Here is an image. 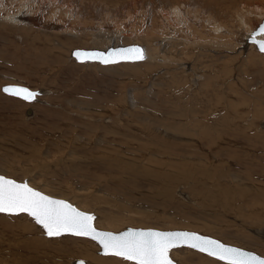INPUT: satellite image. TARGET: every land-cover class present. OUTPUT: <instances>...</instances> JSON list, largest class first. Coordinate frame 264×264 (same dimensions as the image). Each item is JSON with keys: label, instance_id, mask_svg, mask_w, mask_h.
<instances>
[{"label": "rangeland", "instance_id": "rangeland-1", "mask_svg": "<svg viewBox=\"0 0 264 264\" xmlns=\"http://www.w3.org/2000/svg\"><path fill=\"white\" fill-rule=\"evenodd\" d=\"M78 1L72 0L88 8L85 0ZM139 1L118 2L122 10L131 5L139 14L151 7L142 16L137 40L122 33L116 43L114 29L107 27L96 26V33L113 36L114 45L137 41L146 47L145 34L156 29L149 12L157 4ZM186 1L198 7L213 3ZM227 1L215 4L224 5L223 10L229 5L218 16L230 24L234 0ZM2 20L0 89L22 83L41 95L29 103L0 91V174L66 199L97 219L104 217L110 225L103 230L187 229L264 257V52L248 45V37L241 42L234 34L229 36L234 41L224 42L222 30L212 31L216 37L210 32L197 35L196 26L188 22V27L173 28V42L159 40L158 33L151 39L161 50L159 56L167 58L163 65L151 68L144 59L100 65L70 58V49L87 46L59 49L60 55L44 59L31 47L34 40L20 36L21 22L7 27ZM73 20H79L77 39L85 41L82 26L85 20L90 23L80 16ZM184 29L193 40L181 48ZM60 38H69L62 41L67 45L75 40ZM38 41L47 43L42 37ZM17 219L42 241L17 242L7 229ZM87 244L94 264L105 257L117 260L100 254L99 246L88 238H48L26 214H0L1 264H71L75 259L91 264L79 254ZM199 254L208 258L202 259L204 264H224L186 247L172 250L170 257L177 264L202 263ZM116 260L112 264H124Z\"/></svg>", "mask_w": 264, "mask_h": 264}, {"label": "bare ground", "instance_id": "bare-ground-1", "mask_svg": "<svg viewBox=\"0 0 264 264\" xmlns=\"http://www.w3.org/2000/svg\"><path fill=\"white\" fill-rule=\"evenodd\" d=\"M73 1H75V0H73ZM82 1H84V0H82ZM82 1L79 0L78 2L81 3ZM85 1L87 3V6H88L87 9L81 7L82 3L80 4L81 6H77V4H74V2H72V0H69L65 3H61V0H5V1L0 0V17L3 19L2 22H4L7 27H11L13 25L16 26L19 22H21L22 27L25 30L23 29L20 32L21 35H20V33H19V35L25 36V38H28V40H32V41L36 40L37 41L36 45L33 44L34 41L33 42L31 41L32 44L31 43H29V44L32 45V46L30 45L31 47L36 48V50H38V52H37L38 54L39 53L42 54V58L49 59L50 57H53L52 59H54L57 56V54L59 53V52H56V50L61 49L62 51H64V50L68 51V49L70 47H73V46H75V47L76 46H87L88 49L89 48L106 49L107 46L109 47V45L110 46H118L119 44L114 45V43L115 42L117 43V41H118L117 35L120 36V35H122V33L126 34V35L129 34V36L131 38L137 40V38H139L140 34H142V30L138 26L142 25V23L145 21L144 17H142V16L143 15L145 16L147 10H149L151 8V7L148 9L144 8L143 11L141 12V14H139L140 11H138L137 8L136 9L133 8V6H131V5H129V7L126 10H122L121 6L118 3L119 0H111L112 2H109V0H97L100 5L94 4L95 3L94 0H85ZM217 1H221V0H208L206 3H212L213 2L212 4H209L211 6H208V7L199 6L198 7V6H196L197 5L196 3L189 2L186 0L185 1L182 0L183 4L180 3V6H179V4H176L177 2L175 3V2H170L167 0H156L155 3L157 4V7L154 9L152 8V10L149 12V14L152 12V18H153L152 23H153L154 28H156V29L154 30L155 32H153L150 29L151 32L145 34V39L148 42L145 45L146 47L142 46L144 49V57H145L144 61L149 62V63H146L148 65V67L153 68V66H158V64L163 65L167 59V58L160 57L159 56V51H161L160 48L155 47L154 45H152L150 43L151 39L155 36V34L157 35V33L160 36L159 40H161V38H162L163 40L168 39V40L173 42V38L170 36L171 33L173 32L172 30H174L173 28H175V29L179 28L177 26L179 24H180V26L185 25L186 27H188L189 26L188 22H193V24L196 26V29H197V30H195L196 34L197 33L203 34V33H207V32L212 33V31L222 30L221 31L222 34L223 35L226 34L225 36L220 35L221 37H224L223 38L224 42L228 41L230 38H232V41H234L233 37H234V39L240 38V41L244 42V37H246V38L249 37L251 31H253V29L264 18V5L259 6L260 4H262L264 2V0H255L256 2H253L254 4H251L252 6L254 5L253 7L251 5H249L251 2H247V3H249V4H247L246 2H244V0H238V1L234 0V2H232V5H231L232 6L231 9L234 11V14H232V16H234V17H233V20L231 22H233V21L234 22H233V24L231 22H230V24L226 23L225 21H223L224 17L218 16V14L220 12L223 13L224 10L229 5L225 6L226 8H224V10H223V8H220V7H222L224 5L219 6L220 4L219 5L215 4V3H217ZM228 1H227V3L230 2V1L229 2ZM133 2L139 3L140 1L139 0H133ZM145 2L146 1L144 0V5L148 4V2H146V3ZM222 3H226V2H222ZM240 3H242V5L239 6ZM209 7H211V9ZM227 10H229V9H227ZM77 15L80 16L81 18H86L88 20V22L90 23V26H88L89 24H87V22L85 20V22L83 24L84 28L82 26V32L81 33H82V36L86 35L84 38L85 41H82V39H77L80 37V34H79L80 29L77 28L75 26V24H77L79 20L77 22H75L73 20L74 18L78 17ZM146 17H148V16L146 15ZM218 17H222V18H218ZM139 20H140V22H139ZM256 20H258L259 22H257ZM138 22H139V24H138ZM227 22H228V20H227ZM201 24L202 25L206 24V26H203L201 28V26H202ZM236 24H238V25H236ZM46 26H47V28H46ZM96 26L100 27L101 28L100 30H102V28H104V27L114 29L113 31L116 34V41L114 42L112 40L113 36H110V35L105 36L104 34L100 35V33L97 34L96 31H98V30L94 29ZM43 27L46 28V30ZM18 28H20V27H18ZM35 28H38L37 33L36 32L31 33L29 31V30H32ZM205 28L209 29V30H206L204 32ZM27 29H29V30H27ZM47 29H51L54 31H50ZM57 29H59V30H57ZM199 30H200V32H198ZM240 31H241V33H239ZM100 32H102V31H100ZM60 33H62V34H60ZM184 33H185V35L182 38V41L184 42V44H182L183 46H181V48H183L186 43H187V45H190V42L193 40V39L191 41L189 40L188 30L184 29L183 34ZM216 33H212V34H215L214 37L219 36ZM201 34H199V37H201ZM61 35L62 36H68L72 39H75V40H73L74 43L71 42V44H69V45L65 44L66 42H62V41L64 39L68 40L69 38H60ZM230 35H234V36L229 37ZM123 36H125V35H123ZM40 37H42V39H44V42H47V43L45 44L43 42L44 44L41 45L38 41V38H40ZM214 37H212V38H214ZM257 37L264 38V35H257ZM54 39H55V41L52 42V40H54ZM200 40L201 39H199V40L196 39L197 42ZM50 43H53L54 45H50ZM249 43H251V42H249ZM248 45H250L251 47H255L254 43H251ZM102 46H105V47L103 48ZM186 46H185V48H186ZM40 48H42L43 50H40ZM64 48H67V49H64ZM187 49H189V48L187 47ZM168 50H169V48H168ZM173 50H174V48H173ZM70 53H71V49L69 51V56H70V58H73V57H71ZM169 53L167 51V54H169ZM64 54H65V52H64ZM59 55H60V53H59ZM171 55L174 56L173 53ZM58 60H60V59L58 58ZM58 60H57V62H59ZM180 60H182V58H180ZM60 61H62V60H60ZM137 61H141V60H137ZM132 62H136V61H132ZM78 63H80V62H78ZM84 63H86V62H84ZM90 63H93V62H90ZM95 63H98V62H95ZM117 63H120V62H117ZM122 63H128V62H122ZM167 63H168V61H167ZM98 64H100V63H98ZM113 64H116V63H113ZM175 64H176V62H175ZM100 65H102V64H100ZM108 65H110V64H108ZM21 84H17V85L25 86V85H21ZM25 87H27V86H25ZM27 88H29V87H27ZM29 89H31V88H29ZM31 90H34V89H31ZM6 95H8V94H6ZM40 95H41V93L39 92V94L37 95L35 100H33L31 102L33 103L34 101H38V98L40 97ZM16 98H18V97H16ZM26 102H28V101H26ZM31 102H29V103H31ZM29 106H31V105H29ZM30 108H32V107H30ZM26 113L30 114L31 110L27 109ZM10 171H11V169H10ZM70 188H72V187H70ZM45 190H46V188H45ZM71 190H74V189H71ZM81 191H82V189H81ZM83 192H84V190H83ZM86 193H87V190H86ZM224 204H226V203H224ZM80 210H82V209H80ZM106 222H107V219H105L104 217H99L98 219L96 218L94 220V225L96 226V228L102 229L103 226H109L110 225V224H108V222L107 223ZM7 229L9 231H12L11 235L13 237L16 236L17 242L29 245V242L42 241L39 237H36L37 235H35L33 228H30L29 226L25 225L21 221H18V219H17V222L10 223L7 226ZM81 245H83V244H81ZM87 246H88V244H87ZM91 249H92L91 246L85 247V248H83V250L79 251V254H81L83 257L89 259V261L90 260L94 261L95 259L92 258L91 253H90ZM193 254L195 256L197 255V253H194V252H193ZM198 256H199L198 259L202 263H200V262L196 263L195 262L194 264H204L202 259L203 260L208 259L202 254H199ZM102 257L103 256H101V258ZM111 260H116V259H113L111 257H105L104 261H97V262H98V264H112ZM116 261H120V260L117 258ZM84 262H85V264H89L87 261H84ZM121 263L128 264L126 262H121ZM91 264H94V263L91 262ZM180 264H193V263L186 262V261H183V262L180 261Z\"/></svg>", "mask_w": 264, "mask_h": 264}, {"label": "snow or ice", "instance_id": "snow-or-ice-1", "mask_svg": "<svg viewBox=\"0 0 264 264\" xmlns=\"http://www.w3.org/2000/svg\"><path fill=\"white\" fill-rule=\"evenodd\" d=\"M261 31L264 32V28ZM258 46L264 52V41H260ZM72 55L81 63L98 61L105 65L145 58L139 47L108 52L78 50ZM0 91L28 102L38 95L19 86H6ZM0 214H26L48 238H88L96 242L103 255L121 258L130 264H173L170 252L182 247L206 254L224 264H264V259L259 256L193 232L128 229L114 234L98 230L93 223L96 219L94 215L79 210L65 200L45 195L27 182H17L3 175H0Z\"/></svg>", "mask_w": 264, "mask_h": 264}, {"label": "water", "instance_id": "water-1", "mask_svg": "<svg viewBox=\"0 0 264 264\" xmlns=\"http://www.w3.org/2000/svg\"><path fill=\"white\" fill-rule=\"evenodd\" d=\"M261 28H264V18L261 20V22L253 29V31H251L249 37L247 38V40L251 43H254L256 49L258 51L259 50V46H258V43L260 41H264V38H260V37H257V35H264V32L261 31ZM131 47H139L143 50V53H144V49L141 45L139 44H136V43H131V44H125V45H118V46H109L107 47L106 49H97V48H73L71 50V57H73L75 59V57L72 55V53H74L75 51H85V52H92V51H100V52H108V51H113V50H117V49H122V48H131ZM261 52V51H260ZM76 60V59H75ZM77 61V60H76ZM137 61V60H136ZM79 62V61H78ZM89 62H98V61H89ZM119 62H132V61H119ZM99 63V62H98ZM101 64V63H100ZM102 65H105V64H102ZM108 65V64H107ZM6 86H19V87H25V86H20V85H17V84H4L1 86V89L6 87ZM27 88V87H25ZM29 89V88H28ZM30 91H33V92H36L39 94L38 92V89H34V90H31L29 89ZM2 175V174H0ZM4 176V175H3ZM6 177V176H5ZM6 178H9V179H12L10 177H6ZM17 182H20V181H17ZM25 182V181H23ZM38 190V189H36ZM40 191V190H38ZM42 192V191H40ZM43 194L45 195H48L44 192H42ZM48 196H51V195H48ZM52 198H55V199H61V200H65V199H62V198H56V197H53L51 196ZM67 202H69L68 200H65ZM70 203V202H69ZM72 204V203H71ZM73 206H75L74 204H72ZM76 207V206H75ZM77 208V207H76ZM79 209V208H78ZM80 210V209H79ZM82 211V210H81ZM84 212H87V211H84ZM89 214H92L90 212H87ZM94 215V214H92ZM98 229V228H97ZM128 229H135V230H148V229H152V230H158V231H187V232H193V233H196L198 235H202V236H205V237H209L211 239H215L223 244H225L226 246H230V247H235V248H238L242 251H245V252H248V253H251L253 255H256V256H259L260 258L264 259V257H262L261 255L257 254L256 252L254 251H251V250H248V249H245V248H242V247H238V246H235V245H232V244H228V243H224L222 242L221 240L217 239V238H214V237H211L209 235H204V234H201L199 232H196V231H192V230H187V229H179V228H176V229H157V228H142V227H130V226H126L125 228L123 229H120L118 231H110V230H103V229H98V230H101V231H109V232H113L114 234H119L120 232H123V231H127ZM100 254H102V250L99 249L98 251ZM171 259V258H170ZM172 260V259H171ZM80 261H83V264H85L84 260L82 259H75L71 264H79ZM173 261V264H177L174 260Z\"/></svg>", "mask_w": 264, "mask_h": 264}]
</instances>
